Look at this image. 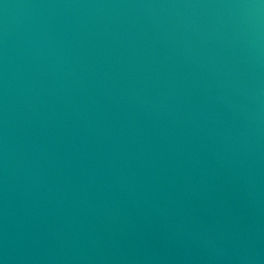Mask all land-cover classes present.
<instances>
[{
  "label": "water",
  "instance_id": "water-1",
  "mask_svg": "<svg viewBox=\"0 0 264 264\" xmlns=\"http://www.w3.org/2000/svg\"><path fill=\"white\" fill-rule=\"evenodd\" d=\"M0 264H264V0H0Z\"/></svg>",
  "mask_w": 264,
  "mask_h": 264
}]
</instances>
